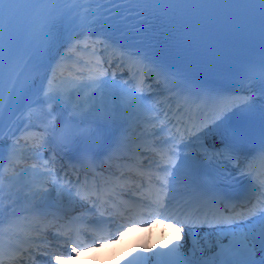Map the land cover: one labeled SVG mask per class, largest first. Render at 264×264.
Wrapping results in <instances>:
<instances>
[{
	"label": "snow or ice",
	"instance_id": "6c2138e0",
	"mask_svg": "<svg viewBox=\"0 0 264 264\" xmlns=\"http://www.w3.org/2000/svg\"><path fill=\"white\" fill-rule=\"evenodd\" d=\"M83 2L0 0V137L3 136L4 113L11 109L26 111L29 123L34 116L45 117L47 123L41 145L49 143V137H59L63 143L80 149L85 155L94 150L125 146L130 139L125 125L134 115L139 119L136 114L143 97L133 95L131 90L119 89L114 79H105L102 64L94 65L91 60L81 62L78 53L89 47L95 52L96 43L102 44L122 61L126 58L132 64L145 68L151 64L149 71H157L166 86H181L175 79L176 74L157 62L154 52L144 49L126 51L125 45L134 37L118 25L110 28V35L102 41L90 44L88 34L84 39H77L78 34L92 25L87 23V14L73 16L74 9L66 5ZM88 2L103 3V0ZM109 3L144 5L146 7L141 15L147 11L157 18L166 19L188 44L197 47L221 38L244 39L253 34L258 37L254 63L259 99L243 97L236 105L218 106L214 110L211 123L219 146L214 145L211 155L204 144H196L202 139L200 133L208 127L206 122L199 125L179 123L175 127L181 142L186 137H195L185 146H198L206 159L227 160L242 175L251 176L259 168H264V0H109ZM65 45L61 55L60 48ZM25 56L27 59L23 60L21 68ZM53 62L55 66L51 75H46ZM69 62L75 71L65 76ZM25 71L30 82L26 79L22 83ZM140 83L143 84V80ZM85 92L87 95L81 101L79 98ZM54 106L70 110V118L58 124ZM232 107L238 108L239 116L232 112ZM163 115L166 121L169 113L164 112ZM28 131L29 126L26 125L25 133ZM204 134L209 133L205 131ZM20 139L12 140L8 146L6 165L5 146L0 139V193L3 192L4 172L12 174L10 180L19 181L16 168L22 163V154L17 151L21 147ZM177 147L173 143L162 157L165 166L157 171L155 185L151 184L152 173H148L150 188L147 202L142 199L138 203L126 204L123 210L117 209L110 222L115 223L120 217L123 222L117 225L115 232L103 238L99 248L117 244L127 232L143 224L147 214L149 230L156 224L164 223L165 227L174 229L175 235L168 245L160 246V251L149 249L146 241L138 245L132 250L136 255L128 254L131 256L128 264H151L153 260L155 264H264V173L258 177L259 193L254 202L237 205L215 186L199 182L196 156L189 154L181 157ZM250 155L252 161L241 168L240 161L247 160ZM23 172L26 174L27 170ZM48 195L47 188L28 192L31 200H38L41 204ZM93 207H96L95 202ZM37 215L40 213L37 212ZM100 215L104 213L100 212ZM201 228L208 231L201 233ZM57 232L71 240L68 264H73L81 251H99V248L78 243L81 229L73 222L61 225ZM73 232L77 239H72L70 234ZM97 239L99 237L94 238L92 243H96ZM26 242L33 244L38 241L29 236ZM150 251L152 256L144 254ZM258 253L261 255L258 256ZM3 255L0 243V264H4ZM54 259L56 264H61V256Z\"/></svg>",
	"mask_w": 264,
	"mask_h": 264
},
{
	"label": "bare ground",
	"instance_id": "6f19581e",
	"mask_svg": "<svg viewBox=\"0 0 264 264\" xmlns=\"http://www.w3.org/2000/svg\"><path fill=\"white\" fill-rule=\"evenodd\" d=\"M65 47L66 45L60 48L61 55L63 54ZM57 71L59 74V70ZM119 89L127 91L129 90V86L127 85H124L122 87L119 86ZM86 95H87L86 92L82 93L79 99L82 101ZM75 99L76 98L74 97V101ZM140 102H143V106L140 107L139 111H145L147 113L146 116L147 119L142 122L134 121L135 130L151 131L149 134H154L155 129L161 125L158 116L156 114L150 113L151 112L150 108L149 109L146 108L147 106L145 105L144 97ZM68 111L70 112V110ZM11 116L13 117V121L12 123L8 124V126H6V129L3 132L4 137L2 138V140L3 142H5L4 144L5 148H8L12 140L18 139L20 134L25 132L26 125L29 126V129L32 128L39 129V128H43L44 124H46L44 122L42 123L43 120L41 119L40 116H34L29 123L26 111L25 112L12 111ZM133 117H135V115ZM158 131L159 129L157 130V132ZM17 151L24 156H26V154L28 153L27 151L24 150V147H20ZM179 154L181 157L185 155H189L187 152H180ZM17 168H20L19 171H16V173L19 174L18 182L15 179L10 180V178H6L5 176L9 172H4L3 192L0 193V197H2V200H5L4 198L11 196L12 198L24 204L23 208H25L28 211H34L33 209L34 204L36 205L35 208L36 210V209H41L45 206H49L50 204H57L61 206L63 209H67L77 203L75 197L71 196L68 193L65 184L62 183L59 184L54 180H52L49 177V174L47 173L46 169H39L38 167L37 170H27V173L24 174L23 170L25 169L22 168L21 165H18ZM40 178H43L44 180L43 184L39 182ZM37 188H39L40 191H43L45 188H47L49 193L46 200L42 204L38 200L37 201L31 200V198L28 196L29 190L35 191ZM84 207L85 206H82V208ZM199 231L203 233L208 230L200 229ZM174 235L175 232L172 227H165L164 224H156L150 230L148 229V231L145 233H134V234H129L125 237L123 236V238L117 244L106 245L103 248L96 247L99 248V251L96 252L88 251L87 253H82L78 257H76L73 264H80L82 262H85V264H116V261L120 253L126 247L127 242L132 237H139L140 243L142 244L146 241L148 248L152 249L153 241L157 240L161 243V245H164L167 240H172ZM187 240L188 237L185 236V241ZM144 254L150 256L149 252ZM53 264H56V262H54ZM61 264H68V260H66V262L64 263L61 262ZM151 264H153L152 261Z\"/></svg>",
	"mask_w": 264,
	"mask_h": 264
},
{
	"label": "rangeland",
	"instance_id": "374dc122",
	"mask_svg": "<svg viewBox=\"0 0 264 264\" xmlns=\"http://www.w3.org/2000/svg\"><path fill=\"white\" fill-rule=\"evenodd\" d=\"M68 67H70V66H68ZM65 76H67V75H65ZM58 77H59V74H58ZM11 175H12V174L8 173L5 177H6V178H10Z\"/></svg>",
	"mask_w": 264,
	"mask_h": 264
}]
</instances>
